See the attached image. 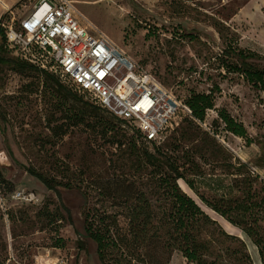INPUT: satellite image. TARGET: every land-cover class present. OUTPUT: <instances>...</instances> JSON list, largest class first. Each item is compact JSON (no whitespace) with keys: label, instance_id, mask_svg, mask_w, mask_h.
<instances>
[{"label":"rangeland","instance_id":"1","mask_svg":"<svg viewBox=\"0 0 264 264\" xmlns=\"http://www.w3.org/2000/svg\"><path fill=\"white\" fill-rule=\"evenodd\" d=\"M72 2L84 23L153 73L182 103L190 91H215V106L207 111L206 121L216 133L206 134L197 124L183 120L160 144L158 155L182 165L185 177L196 188L191 190L179 180L181 189L219 221L198 224L197 236L208 242L211 253L206 259L213 264H250L240 252L239 241L226 235L225 228L246 240L253 252L249 250L252 264H262L256 246L207 209L195 193L218 199L212 189L198 185V177L220 173L229 182L236 170L234 153L264 176V90L227 71L218 61L224 46L231 44L254 51L260 57L259 66L264 67V31L257 38L250 31L254 24L259 31L264 25L233 20L246 0ZM21 7L13 12L16 19L25 12ZM10 16L0 18V28ZM1 44L4 38L0 35ZM17 48L8 43L7 50L0 52L14 58L20 52ZM73 97L72 89L57 87L53 77L37 69L18 72L0 63V264L10 257L15 259L7 264H102L95 242L85 231L84 214L87 210L116 212L120 226L126 227L127 206L107 195L105 188L108 191L110 186L130 195L142 190L158 217L169 207L156 186V169L140 160L136 138L129 140L131 130L121 126L122 130L110 131L108 127L116 121L105 124L110 117L102 111H97L95 119L88 117V126L76 122L79 105ZM82 107L94 114L91 107ZM218 109H225L245 126L251 144L223 130L221 122H213ZM27 167L72 185L48 189ZM17 191L33 192L35 201L16 199ZM154 224L157 227L150 233L157 232L158 237L140 249L133 263L190 264L179 250L167 248L159 222ZM257 225L260 232L264 223Z\"/></svg>","mask_w":264,"mask_h":264},{"label":"trees","instance_id":"2","mask_svg":"<svg viewBox=\"0 0 264 264\" xmlns=\"http://www.w3.org/2000/svg\"><path fill=\"white\" fill-rule=\"evenodd\" d=\"M0 35L4 38V45H0V51L3 52L7 50L8 42L5 40L2 28H0ZM14 48L17 47L14 46ZM18 50L20 52L14 58L5 57L0 52V63L12 65V68L18 72H23L26 68L37 69L40 73L53 77L57 87L72 89L74 91L73 98L77 99L79 105L74 113L77 117L76 122L88 126V117L92 116L95 119V116H99L97 111L105 112L110 117L109 121H105V124L109 126L113 121H116L119 125L114 127L116 123H113L108 127L109 130L117 131L122 130V127L129 128L132 132V139L130 137L129 140L136 138V142L140 145V152H138L140 160L143 164H151L156 169V186L162 190L164 199L169 203V207L160 212V217L153 212L151 203L142 190H138L136 195H130L112 186L108 191L105 188L107 195L111 199L124 202L127 206V211L123 215L127 220L125 228L120 226L116 212L92 213L90 210L85 212V231L95 242L97 255L102 264H134L135 258L140 256V249L152 238L158 237L159 233H150V230L157 227L154 224L156 221L159 222L158 227L161 228L160 236L167 238L165 244L168 249L179 250L189 263L213 264L206 259L211 254L208 242L200 240L197 234L198 224L201 221H217L212 219L191 196L181 189L179 180H183L191 190L196 188L193 187L194 183L185 177L182 165L176 163L175 160L164 161L158 154H160V144L166 139L168 133L183 120L197 124L206 134L216 133L211 124L206 121L207 111L215 106V91L213 89L208 92L190 91L188 97L183 100V105L186 108L177 109L173 117L160 129L158 135L150 140L132 119L114 115L101 105L90 91L73 83L62 71V68L40 48L33 45L27 51ZM259 59L260 57L254 51L238 48L231 44H226L218 55V61L227 71L243 76L254 87L264 90V67L259 66ZM82 106L91 107L94 114L91 115L90 112L84 111ZM218 121L223 124V130L245 139L247 144L252 143L245 126L225 109L217 110V118L213 122L217 124ZM233 159H235L236 170L235 173L230 174L229 182L222 178L220 173L198 177L200 179L198 185L212 189L215 192L214 196H219L218 199L210 200L206 195L196 191L195 193L207 209L223 217L247 236L256 246L262 264H264V235H262L264 227L259 232L257 225L258 222L264 223V176L260 175L255 167L247 161H243L236 153H234ZM26 170L41 180L48 189L57 191L58 186L70 187L72 185L71 182L56 181L33 167H27ZM234 210L236 213L233 212ZM96 222H98L97 225H95ZM224 232L239 241L240 252L252 264L249 253V250L251 252L252 250L250 248L248 250L245 240L225 230ZM216 257H223V255L218 254Z\"/></svg>","mask_w":264,"mask_h":264},{"label":"built area","instance_id":"3","mask_svg":"<svg viewBox=\"0 0 264 264\" xmlns=\"http://www.w3.org/2000/svg\"><path fill=\"white\" fill-rule=\"evenodd\" d=\"M10 14L1 22L9 44L22 51L40 48L73 83L90 91L114 115L132 119L148 139L158 135L177 109L186 108L153 73L84 23L72 0H30L25 16L16 19ZM14 197L35 201L31 191H17Z\"/></svg>","mask_w":264,"mask_h":264},{"label":"crops","instance_id":"4","mask_svg":"<svg viewBox=\"0 0 264 264\" xmlns=\"http://www.w3.org/2000/svg\"><path fill=\"white\" fill-rule=\"evenodd\" d=\"M191 1H201V0H191ZM20 6H22L21 9H23V8L25 9V12L23 14V16H25L28 13V10L30 8V0H0V18L4 14L13 13L14 10ZM255 18L257 21H255ZM233 20H236L238 22L245 20L247 23L253 22V23H258V24L264 25V0H246V2L239 8L237 13L234 15ZM255 25H257V24H254L253 25L254 27H252L250 29V31H251V36H253V37L255 36L257 38V37H260V32L264 31V27H262V29L260 31L257 29L254 30ZM262 34H264V32H262ZM241 159L243 161H246L243 158H241ZM212 213L217 214L214 211H212ZM207 214H209V213H207ZM218 216L221 217L220 215H218ZM221 218L225 222H227L229 224V226L232 227V229H236V230L240 231L237 227L232 226L223 217H221ZM217 222H219V221H217ZM224 230L227 231L225 228H224ZM227 232L243 238L242 235H239L237 233L229 232V231H227ZM245 242H246V240H245ZM255 259H257V257H255ZM169 264H172V261ZM190 264H193V263H190Z\"/></svg>","mask_w":264,"mask_h":264}]
</instances>
